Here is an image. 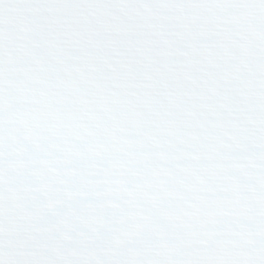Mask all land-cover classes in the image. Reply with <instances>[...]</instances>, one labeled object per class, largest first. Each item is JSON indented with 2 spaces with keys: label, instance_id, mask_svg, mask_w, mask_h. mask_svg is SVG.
<instances>
[{
  "label": "snow or ice",
  "instance_id": "snow-or-ice-1",
  "mask_svg": "<svg viewBox=\"0 0 264 264\" xmlns=\"http://www.w3.org/2000/svg\"><path fill=\"white\" fill-rule=\"evenodd\" d=\"M0 264H264V0H0Z\"/></svg>",
  "mask_w": 264,
  "mask_h": 264
}]
</instances>
